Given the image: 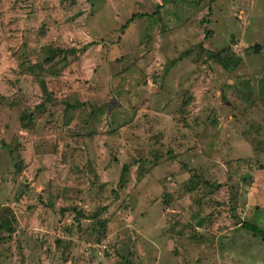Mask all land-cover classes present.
Wrapping results in <instances>:
<instances>
[{
    "label": "rangeland",
    "instance_id": "obj_1",
    "mask_svg": "<svg viewBox=\"0 0 264 264\" xmlns=\"http://www.w3.org/2000/svg\"><path fill=\"white\" fill-rule=\"evenodd\" d=\"M242 223L264 0H0V264H264Z\"/></svg>",
    "mask_w": 264,
    "mask_h": 264
},
{
    "label": "trees",
    "instance_id": "obj_2",
    "mask_svg": "<svg viewBox=\"0 0 264 264\" xmlns=\"http://www.w3.org/2000/svg\"><path fill=\"white\" fill-rule=\"evenodd\" d=\"M133 19V17L130 19L129 22H131V20ZM127 25H124L123 28L125 29ZM95 43H89L87 45H85L83 48H82V51H86L88 48L94 46ZM63 52V51H61ZM60 53V50H57L56 51V54H59ZM64 53H66V56L64 57V60L63 62H67V57L70 56V55H74L76 54V50L75 49H69V50H64ZM226 60H231L228 59L227 57H224ZM224 65H227V64H224ZM50 68V67H49ZM48 69H44L43 66H40V67H36V69H38L41 73H44L46 70H48V72L50 71ZM40 78V77H39ZM39 88H40V91L42 92V96L44 98V102L45 103H48V102H51L52 101V95L50 93L47 92L46 90V86H45V81L43 79H39ZM127 170H128V167L127 169L123 170L121 175H120V179H119V186H124L127 182V179L125 178L126 176V173H127ZM242 228L246 231H250L253 233V235H260L261 238L264 240V232L257 226H254V225H251V224H248V223H242ZM4 228V225H0V232L3 230Z\"/></svg>",
    "mask_w": 264,
    "mask_h": 264
},
{
    "label": "water",
    "instance_id": "obj_3",
    "mask_svg": "<svg viewBox=\"0 0 264 264\" xmlns=\"http://www.w3.org/2000/svg\"><path fill=\"white\" fill-rule=\"evenodd\" d=\"M254 50H255V51L258 50V45H255Z\"/></svg>",
    "mask_w": 264,
    "mask_h": 264
}]
</instances>
